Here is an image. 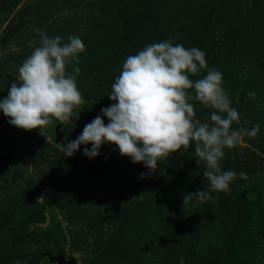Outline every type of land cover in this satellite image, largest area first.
Wrapping results in <instances>:
<instances>
[{
    "label": "rangeland",
    "instance_id": "obj_1",
    "mask_svg": "<svg viewBox=\"0 0 264 264\" xmlns=\"http://www.w3.org/2000/svg\"><path fill=\"white\" fill-rule=\"evenodd\" d=\"M36 28L81 38L82 103L69 121L41 129L11 125L0 111V264H56L49 254L59 253L75 264H264V0H0V97L39 46ZM164 39L204 52L207 67L192 80L222 73L240 118L233 128L260 125L224 149L220 166L237 175L209 200L184 204L186 193L208 190L191 142L154 170L114 143L93 158L83 152L90 143L62 151L114 103L108 94L127 56ZM190 102L193 119L206 122L212 109Z\"/></svg>",
    "mask_w": 264,
    "mask_h": 264
},
{
    "label": "clouds",
    "instance_id": "obj_2",
    "mask_svg": "<svg viewBox=\"0 0 264 264\" xmlns=\"http://www.w3.org/2000/svg\"><path fill=\"white\" fill-rule=\"evenodd\" d=\"M34 31L39 46L18 67V83L13 82L7 96L0 97V111L8 123L23 129H41L53 118L69 121L74 107L82 103L76 84L78 56L85 47L81 38L69 35L64 42L43 29ZM70 60L76 63L68 73L65 66ZM206 67L205 54L196 47L185 48L171 39L146 44L122 63L108 94L114 103L102 107L74 140L63 144V154L72 156L81 144L90 143L83 152L93 158L102 144L114 143L121 155L154 170L158 160L187 149L191 142L197 163L204 162L202 175L208 190L186 193L184 204L192 197L204 201L212 199L210 192H227L237 173L221 168L224 149L239 144L242 136L256 137L260 125L232 127L240 118L222 86V73L208 68L201 78H190ZM248 95L254 99L256 94ZM192 100L212 109L206 122L193 119ZM102 116L108 118L107 124ZM239 176L246 178V173L241 171Z\"/></svg>",
    "mask_w": 264,
    "mask_h": 264
},
{
    "label": "water",
    "instance_id": "obj_3",
    "mask_svg": "<svg viewBox=\"0 0 264 264\" xmlns=\"http://www.w3.org/2000/svg\"><path fill=\"white\" fill-rule=\"evenodd\" d=\"M56 132H57V137L56 140L57 141H62L63 139V133L62 131H60V125L56 128ZM49 259L56 264H75V259H71V260H66L64 258L63 253H59L56 256H52L49 254Z\"/></svg>",
    "mask_w": 264,
    "mask_h": 264
}]
</instances>
